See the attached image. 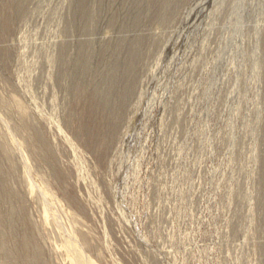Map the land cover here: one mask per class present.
Listing matches in <instances>:
<instances>
[{
	"label": "rangeland",
	"instance_id": "rangeland-1",
	"mask_svg": "<svg viewBox=\"0 0 264 264\" xmlns=\"http://www.w3.org/2000/svg\"><path fill=\"white\" fill-rule=\"evenodd\" d=\"M110 1L85 0L83 31L81 0H0V264L77 260L61 223L93 264H264V0H176L114 129L90 130Z\"/></svg>",
	"mask_w": 264,
	"mask_h": 264
},
{
	"label": "bare ground",
	"instance_id": "bare-ground-1",
	"mask_svg": "<svg viewBox=\"0 0 264 264\" xmlns=\"http://www.w3.org/2000/svg\"><path fill=\"white\" fill-rule=\"evenodd\" d=\"M115 1H110L108 8L111 11L112 4ZM175 5L176 0H125L120 12L113 15L109 21L108 28L116 36L114 39L106 40L102 43L101 60L98 66V85L94 90L93 97H89L88 109L90 115L87 121L90 130L114 129L118 115H112L111 109H117L121 106L124 110L129 106L140 81V61L144 59H142L143 53L141 49L152 39L151 30L163 26L168 22ZM77 15L82 23L81 30H88L87 18L89 10L88 4H85V0H81L77 9ZM84 46L81 45L79 57L74 66V68H78L77 70L80 69L81 73L77 72L80 76L82 73L86 74L88 71L86 66H81L88 60V56L83 49ZM80 76L79 79L81 78ZM4 106L8 107L5 103ZM34 137L40 150L47 152L52 158L49 150L51 146L46 142L44 137L38 133H34ZM20 149L23 153L22 161L24 174L28 178L29 194L31 196H39L42 203V215L46 225L51 222L52 216L60 222L57 211L54 210L55 208H52V206H55L53 196L45 187H40L39 183L33 182L28 177L29 172H32L30 171L29 158L22 147ZM4 195L5 199H9L7 194ZM14 215L15 211L12 210L9 213L11 220ZM59 228L63 241L62 244L66 248L67 256L72 253L77 254V260L72 261L71 264H93L90 258L80 251L81 243L85 239L83 237H76L72 232L66 230L65 225L62 223ZM11 230L13 232L15 229L12 227ZM30 238L26 235L22 242V250L27 255L34 254V247L30 243ZM1 250L4 254H9L10 251L4 246H2ZM30 264H38V262Z\"/></svg>",
	"mask_w": 264,
	"mask_h": 264
}]
</instances>
